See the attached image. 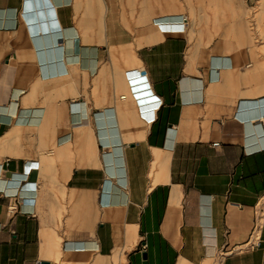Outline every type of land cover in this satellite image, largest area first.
I'll use <instances>...</instances> for the list:
<instances>
[{
	"label": "crops",
	"instance_id": "obj_1",
	"mask_svg": "<svg viewBox=\"0 0 264 264\" xmlns=\"http://www.w3.org/2000/svg\"><path fill=\"white\" fill-rule=\"evenodd\" d=\"M261 45L264 0H0V264H264Z\"/></svg>",
	"mask_w": 264,
	"mask_h": 264
},
{
	"label": "rangeland",
	"instance_id": "obj_2",
	"mask_svg": "<svg viewBox=\"0 0 264 264\" xmlns=\"http://www.w3.org/2000/svg\"><path fill=\"white\" fill-rule=\"evenodd\" d=\"M135 2H139V0H128V3L132 4ZM261 53L264 54V45H261ZM114 264H120L119 260L117 259V261H113Z\"/></svg>",
	"mask_w": 264,
	"mask_h": 264
},
{
	"label": "built area",
	"instance_id": "obj_3",
	"mask_svg": "<svg viewBox=\"0 0 264 264\" xmlns=\"http://www.w3.org/2000/svg\"><path fill=\"white\" fill-rule=\"evenodd\" d=\"M172 33H181V32H172Z\"/></svg>",
	"mask_w": 264,
	"mask_h": 264
}]
</instances>
